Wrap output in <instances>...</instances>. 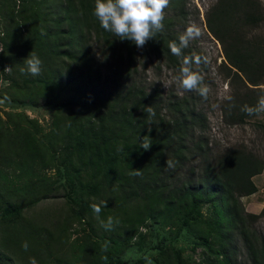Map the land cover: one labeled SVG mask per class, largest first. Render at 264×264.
Listing matches in <instances>:
<instances>
[{
	"label": "rangeland",
	"instance_id": "obj_1",
	"mask_svg": "<svg viewBox=\"0 0 264 264\" xmlns=\"http://www.w3.org/2000/svg\"><path fill=\"white\" fill-rule=\"evenodd\" d=\"M8 1L0 0V264H30L32 258L36 264H108L111 260L121 264H221L218 252L222 243L215 237L214 225L221 210L214 204L201 205L190 216L186 212L169 216L162 206L163 191L153 192L146 184L150 176L146 160L132 168L125 159L133 160L125 156L110 166L106 160L90 159L86 149L77 147L87 116L77 108L51 109L43 103L47 90L58 92L62 88L70 62L64 59V64L59 63L64 67L55 80L57 86H47L29 74L26 59L33 43L23 32V41L17 33L5 34L9 24L13 27L15 22L22 25L24 21L23 13L13 18L17 8H11L14 5ZM86 1L32 0L45 16L42 18L52 24L61 18L65 7L72 5L80 11V4ZM215 1L182 0V13L177 16L170 0L164 9L163 28L170 27L168 32L178 46L180 36L193 24L201 35L181 48V56L173 61L140 52L136 70L146 87L159 93L167 104L184 99L194 108L204 123L208 162L238 148L264 160V113L248 117L239 126H227L222 120L220 106L229 96V78L221 46L204 24V14ZM257 1L264 5V0ZM45 29L50 34L64 28L48 24ZM249 36L264 37V23ZM90 46L103 72L100 50L94 42ZM61 51L56 50V55ZM196 56L202 60L193 62L192 69L210 88L206 100L195 91L184 90L176 79L183 58L194 61ZM45 67L42 62L40 73H46ZM258 88L264 89V82ZM185 159L183 169L172 174L173 183L203 167L197 154ZM134 170L140 174L135 175ZM66 173L74 184L72 200L64 196ZM251 181L255 192L241 197L240 202L245 213L259 215L253 229L264 235V168ZM94 204L101 208L99 214L94 212ZM109 217L113 224L106 229L102 222L107 224ZM219 223L225 226V218ZM228 232L231 260L250 264L237 232Z\"/></svg>",
	"mask_w": 264,
	"mask_h": 264
},
{
	"label": "trees",
	"instance_id": "obj_2",
	"mask_svg": "<svg viewBox=\"0 0 264 264\" xmlns=\"http://www.w3.org/2000/svg\"><path fill=\"white\" fill-rule=\"evenodd\" d=\"M11 3L14 5L11 8H17L12 13L13 18L23 13L24 21L22 25L15 22L13 27L9 24L10 30L5 34L17 33L22 41V32L30 37L32 53L45 66L47 64L46 73H40L37 78L47 86H57L55 80L64 67L59 63L64 59L70 62L62 88L58 92L53 88L47 90L43 103L51 109L77 108L87 116L84 136L77 147L86 149L91 154L90 159L106 160L110 166L125 156L133 160L125 159L127 167L132 168L146 160L150 175L146 184L153 192L163 191L162 206L169 216L185 212L190 216L194 209L207 203L221 210L214 223L215 237L222 243L218 252L221 264H234L229 252L230 229L237 232L250 264H264V235L253 229L259 215L245 213L240 202L241 197L255 192L251 178L264 168V160L238 148L226 150L213 162H208L207 142L202 136L204 123H200L194 108L184 99L167 104L159 93L146 87L137 73L140 52L157 54L170 61L181 56L174 55L169 47L171 42L178 45L168 32L170 27L163 28L142 48H137L131 41H121L100 26L94 15L95 0L80 4V11L72 5L65 7L54 24L42 18L45 16L33 6L32 0H11ZM182 6V0H172V11L177 16L182 13ZM5 7L6 11L10 9L7 4ZM263 23L264 5L257 0H216L204 14L207 32L221 46L229 78V96L220 106L227 126L244 124L253 115L242 111V107H255L259 97L264 95V89L258 88L264 82V37L249 36L251 30ZM48 24L54 29H64L48 34L45 29ZM58 41H62L60 45ZM91 42L100 50L105 65L103 72L92 57ZM25 48L28 50L27 46ZM56 50L63 51L56 55ZM148 106L155 111L151 119L146 111ZM145 136L152 145L147 151L141 148ZM192 154L201 156L203 167L173 183L172 174L182 170L187 161L185 156ZM168 160L173 162V167L166 165ZM162 175L164 177L160 178ZM64 188L65 198L72 200L74 184L68 173L64 175ZM84 190L89 188L84 187ZM221 218H225V226L219 223ZM121 263L119 260L108 262Z\"/></svg>",
	"mask_w": 264,
	"mask_h": 264
},
{
	"label": "clouds",
	"instance_id": "obj_3",
	"mask_svg": "<svg viewBox=\"0 0 264 264\" xmlns=\"http://www.w3.org/2000/svg\"><path fill=\"white\" fill-rule=\"evenodd\" d=\"M170 0H95L94 15L99 20L100 26L107 32L113 33L121 41L128 40L135 44L137 48H142L155 34L163 29L164 9L168 7ZM201 35L200 29L196 25H191L186 32L180 36L179 46L171 42L169 47L174 55L181 54V48L188 46L191 39ZM205 62H206V58ZM202 58L196 56L184 57L180 68V75L176 79L180 86L187 91L197 92L203 99L208 98L210 88L204 83L203 77L193 71L192 64L201 63ZM27 71L32 76H37L41 72L42 61L34 53H30L26 59ZM7 70V69H5ZM248 115L264 113V95L258 99L255 107L244 105L241 109ZM149 118L155 116V111L151 106L146 107ZM150 138L145 136L141 142V148L145 151L151 148ZM168 167H173V162L165 161ZM135 175H139V170H134ZM95 213L99 214L101 208L92 205ZM113 218L109 217L107 224H103L106 229H110ZM27 250V243L23 245ZM30 264H36L34 258L30 259Z\"/></svg>",
	"mask_w": 264,
	"mask_h": 264
}]
</instances>
